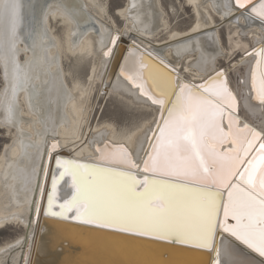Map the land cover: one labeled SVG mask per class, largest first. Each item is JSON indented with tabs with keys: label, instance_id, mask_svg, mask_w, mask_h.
Wrapping results in <instances>:
<instances>
[{
	"label": "bare ground",
	"instance_id": "bare-ground-1",
	"mask_svg": "<svg viewBox=\"0 0 264 264\" xmlns=\"http://www.w3.org/2000/svg\"><path fill=\"white\" fill-rule=\"evenodd\" d=\"M258 3L253 0L251 6L240 8L235 0H176L167 8L163 0H125L112 12L109 0H0V128L11 135L0 154V230L11 225L25 230L0 244V264H166L155 252L158 249L166 251H160L164 261L171 254L178 257L174 264H215L217 250L220 264H264V256L222 228H217L212 247L201 248L175 237L160 238L115 225L103 229L98 222L63 218L75 217V208L66 216L47 214L60 212V205L73 195L71 178L60 176L57 158L145 174L143 162L153 151L162 117L163 106L153 102L157 85L175 83L176 91L221 72L219 80L237 100L232 109L229 101L213 97L225 108V129L232 112L237 118L232 131L241 141L252 139L245 125L264 133V103L256 99L253 88V73L257 79L264 74V62L257 68L264 55L260 53L264 20L251 11L259 8ZM186 7L193 23L179 29L171 14L178 16L181 9L187 13ZM222 28L229 47L224 45ZM144 52L173 68L174 78L155 63L147 70ZM221 60L231 64L223 66ZM85 63L90 66L86 77L80 73ZM112 96L151 113L133 127L97 120L93 114L99 99ZM261 143L264 136L247 159L257 154ZM106 145H123L140 167L128 169L110 157L100 159ZM235 147L230 142L216 145L221 153ZM99 175L102 179L106 174ZM181 181L205 186L200 181ZM216 190L226 202L227 189ZM110 229L126 234L105 231ZM131 231L135 234L127 235ZM139 242L161 248L154 251ZM63 243L69 251L62 250Z\"/></svg>",
	"mask_w": 264,
	"mask_h": 264
},
{
	"label": "snow or ice",
	"instance_id": "snow-or-ice-1",
	"mask_svg": "<svg viewBox=\"0 0 264 264\" xmlns=\"http://www.w3.org/2000/svg\"><path fill=\"white\" fill-rule=\"evenodd\" d=\"M235 2L244 8L251 6L253 0ZM251 11L264 20V0H260L259 8L252 7ZM260 53L264 54V48ZM262 62L264 55L257 61V68ZM222 75L217 73L215 81L210 78L199 87L184 84L179 92L171 91L170 84L157 85L153 102L163 106L162 117L157 126L158 135L154 134L153 151L143 162L142 177L131 170L118 171L57 158L56 166L62 169L60 176L71 178L73 195L60 205V212L47 214L66 216L75 208L74 218L85 223L115 225L121 230L160 238L175 237L201 248L212 247L217 228H222L264 256V143L252 159H247L264 133L245 125L252 139L245 137L241 141L232 131L237 123L232 112L228 114V130L225 129V108L213 97L229 101L232 109L237 107V100L226 82L219 80ZM253 88L256 99L264 103V74L257 79V73H253ZM225 142L237 147L221 153L216 145ZM100 151V159L110 157L111 162L128 169L140 167L123 145H106ZM101 173L106 174L102 179ZM180 180L200 181L205 186L180 183ZM218 187L227 189L226 202L219 198ZM229 218L235 223H228ZM216 255L215 264H220L218 250Z\"/></svg>",
	"mask_w": 264,
	"mask_h": 264
},
{
	"label": "rangeland",
	"instance_id": "rangeland-1",
	"mask_svg": "<svg viewBox=\"0 0 264 264\" xmlns=\"http://www.w3.org/2000/svg\"><path fill=\"white\" fill-rule=\"evenodd\" d=\"M174 1H176V0H163L165 6H167V8H169L170 4ZM124 2H125V0H109L111 11L114 12V10L116 8L120 7L121 5H123ZM186 9H187V13L184 12L185 10L181 9L178 11L179 12L178 16L171 14V21H172L173 25L177 26L179 29H187L193 23V17L191 14L192 12L187 7H186ZM182 13H184V14H182ZM180 14H181V16H180ZM118 22H120V24H121V21L118 20ZM225 32H227V31H225V28H222L221 35H222V38L224 39L223 40L224 45L227 46L228 45V44H226L227 33H225ZM227 47H229V45ZM72 63H73L72 61L66 62V66H69ZM220 63L223 66H228L231 64L225 60H221ZM89 70H90L89 64L85 63L82 66L80 73H82V76L86 77V75L89 73ZM232 74L234 77V81L237 82V75L233 72H232ZM2 86H3V79L1 77V69H0V88ZM107 99L106 100H102V98L99 99L97 106H96V109L94 111L95 114H93V116L97 115V120H99L101 118L102 120L112 121L119 128H125L128 125H129L128 127H133L134 125L139 124L142 119H144L145 117H148V115L151 113L148 110H145V111L137 110V109L129 106L127 103H125V101L121 100L120 98L118 99L116 96H112V97H109L108 100ZM9 134H10L9 132L0 128V154H1V151L4 147V145L7 144L8 142H11V140H10L11 135H9ZM232 221H234V220H232ZM22 232L24 233L25 230L17 227L16 225H14V226L11 225V226H8L7 228L1 229L0 230V244H2L5 241L12 240L16 236L22 234ZM139 243H141V242H139ZM141 244H143V245L146 244V246H150L154 251H155L156 247L161 248L159 245L156 246V245L144 243V242H142ZM160 251H163V250L158 249L155 252L157 253V255L159 254L158 256H159L161 262H164L166 264H168L169 262H172V264L177 262L175 260L178 257L174 258V256H172V254L170 255V259L168 261H164L161 257V256H163V254ZM163 252H166V251H163ZM181 252H182V254L186 255V253L184 251H181Z\"/></svg>",
	"mask_w": 264,
	"mask_h": 264
},
{
	"label": "water",
	"instance_id": "water-1",
	"mask_svg": "<svg viewBox=\"0 0 264 264\" xmlns=\"http://www.w3.org/2000/svg\"><path fill=\"white\" fill-rule=\"evenodd\" d=\"M258 2L260 3V0H258ZM258 3V4H259ZM121 45H123V46H125V45H127V40L126 39H124L123 38V40H122V43H121ZM122 46V47H123ZM125 51V48H123L122 49V52H124ZM142 58L144 59V60H149V61H147V66H146V68H147V70L149 69V67H150V63L152 64V63H155V64H157L158 66H160L161 68H163L164 70H166L167 72H169L170 74H171V76H172V78H174V76H175V71H174V69L173 68H171L170 66H168L165 62H163L162 60H160L159 58H157L156 56H154L152 53H150V52H144L143 53V55H142ZM217 73H221V72H217ZM217 73H215V74H213L212 76H210L207 80H205V81H208L210 78H213V79H215L216 78V76H217ZM204 81V82H205ZM204 82H202V83H200L199 85H197V87H199L200 85H202V84H204ZM175 87H176V84L174 83L173 84V86H172V88H171V91H174V92H179L180 90L179 89H177L176 91H175ZM175 97L173 96L172 97V99H174ZM164 114H165V111L163 112ZM167 113V112H166ZM129 171V170H128ZM164 179H169V178H164ZM178 182H180V183H188V182H184V181H178ZM189 184H193V183H189ZM51 192H52V187H51V190H50V194H51ZM221 196V195H220ZM226 197H227V194H226ZM55 206H59V205H55ZM49 215V214H48ZM51 216H53V215H51ZM63 218H65V219H67V220H75V218L74 217H68V216H66V217H63ZM229 221H230V224L231 223H235L234 221H232V219L231 218H229ZM78 224V223H77ZM82 224H85V223H82ZM86 225V224H85ZM91 225V224H90ZM84 226V225H83ZM89 226V225H88ZM88 226H86V227H88ZM92 228L94 227L93 225L91 226ZM105 228H107V227H103V229H105ZM109 228H111V227H109ZM112 228H116V227H112ZM98 229H100V228H98ZM111 230H113L112 232H115V231H117L116 229H110V230H105V231H111ZM126 232H128V231H126ZM117 233H123V232H120V231H117ZM123 234H126L125 232L123 233ZM133 234H135V232H130V234H127V235H133ZM137 235V234H136ZM143 237V236H142ZM149 237V236H148ZM148 237H146V238H148ZM174 242V241H173ZM74 247V246H73ZM72 247V248H73ZM61 248H62V250H68L69 251V248L67 247V244L66 245H64V243L61 245Z\"/></svg>",
	"mask_w": 264,
	"mask_h": 264
}]
</instances>
